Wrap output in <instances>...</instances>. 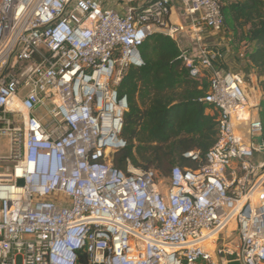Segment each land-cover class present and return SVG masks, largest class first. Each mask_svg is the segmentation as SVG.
<instances>
[{
  "label": "built area",
  "instance_id": "2783aa9c",
  "mask_svg": "<svg viewBox=\"0 0 264 264\" xmlns=\"http://www.w3.org/2000/svg\"><path fill=\"white\" fill-rule=\"evenodd\" d=\"M223 31L220 0H0V264H264V120L217 68ZM154 34L207 78L217 131L165 184L112 164L118 86Z\"/></svg>",
  "mask_w": 264,
  "mask_h": 264
},
{
  "label": "trees",
  "instance_id": "16d2710c",
  "mask_svg": "<svg viewBox=\"0 0 264 264\" xmlns=\"http://www.w3.org/2000/svg\"><path fill=\"white\" fill-rule=\"evenodd\" d=\"M222 12L224 24L240 35L234 41L253 45L247 59L264 92V0H231ZM140 55L144 65L130 68L118 86L127 100L121 132L125 147L112 155V164L123 173L131 165L164 178L174 166L196 169L217 136L214 117L197 102L205 87L189 77L174 42L162 34L148 38ZM191 151L199 153L200 162L183 157Z\"/></svg>",
  "mask_w": 264,
  "mask_h": 264
},
{
  "label": "crops",
  "instance_id": "0c3cea01",
  "mask_svg": "<svg viewBox=\"0 0 264 264\" xmlns=\"http://www.w3.org/2000/svg\"><path fill=\"white\" fill-rule=\"evenodd\" d=\"M101 3L103 8L119 10L121 8L122 0H101ZM173 19L177 20V16H173ZM228 35L231 37H227ZM233 36L234 33H228L225 35L222 32L214 37L222 46V53L224 54L225 62L218 64L217 68L224 72L238 74L244 80L245 73L242 71V68L239 67L238 64H240L245 68L247 77L251 80H256L255 72L247 59L248 53L253 49V45L246 44V41L236 42L234 41Z\"/></svg>",
  "mask_w": 264,
  "mask_h": 264
},
{
  "label": "rangeland",
  "instance_id": "374dc122",
  "mask_svg": "<svg viewBox=\"0 0 264 264\" xmlns=\"http://www.w3.org/2000/svg\"><path fill=\"white\" fill-rule=\"evenodd\" d=\"M230 1L231 0H220L222 6H225ZM175 21L176 20L173 19V22H175ZM228 33H234V32L232 31L230 26L227 25V23H226V24H224L223 34L227 35ZM227 37H231V36L228 35ZM236 38H238V39L240 38V35L238 33H237V35H235V33H234L233 39L237 40ZM238 65L240 68H242V71L245 73V78H244L245 85L243 88H244V91L246 92V95L248 96L249 103L250 104L258 103L259 106L257 107V113H258L259 118H261V115L264 113V92L260 89L257 79L251 80L250 78H248L246 75L245 68H243V66L240 64H238ZM234 71H236V70H234ZM200 82L202 83V85L205 88L207 87V78L200 80ZM261 103H263L262 107H260ZM6 142H7L6 138H3L2 142H1L3 152H6ZM129 166L134 170H138V169L133 168L131 165H129ZM127 169H128V166H127ZM157 176H158V180L162 181V184H165L164 175L157 172ZM20 261H21V259L17 258V264H20Z\"/></svg>",
  "mask_w": 264,
  "mask_h": 264
},
{
  "label": "water",
  "instance_id": "95a60500",
  "mask_svg": "<svg viewBox=\"0 0 264 264\" xmlns=\"http://www.w3.org/2000/svg\"><path fill=\"white\" fill-rule=\"evenodd\" d=\"M257 141H259V138H257ZM18 185L22 186L23 185V181L22 180L18 181ZM229 264H238V263L237 262H230Z\"/></svg>",
  "mask_w": 264,
  "mask_h": 264
}]
</instances>
